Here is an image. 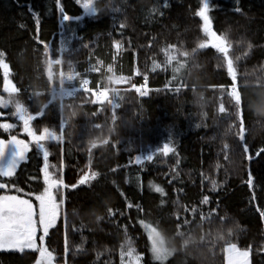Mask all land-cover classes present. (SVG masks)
I'll return each mask as SVG.
<instances>
[{
	"label": "trees",
	"instance_id": "obj_1",
	"mask_svg": "<svg viewBox=\"0 0 264 264\" xmlns=\"http://www.w3.org/2000/svg\"><path fill=\"white\" fill-rule=\"evenodd\" d=\"M104 2L105 0H101L98 7L103 8ZM169 2L171 7L165 11L163 19L145 23V11L157 5L158 0H114V4L122 9L117 17L118 21L127 25L124 31L125 49L118 61L117 71L119 73L122 70L123 74L130 75L138 63L141 71H148V84L152 89L162 88L167 76L171 73L160 70L150 71L151 62L147 57L157 54V58L162 60L163 57L158 55V49L165 42L175 43L179 39L190 49L197 38H202L199 32L201 21L193 16V12L198 7V0H169ZM61 3L69 15L81 14L75 0H61ZM212 3L214 11L211 15L215 29L227 32L233 42L239 41L234 55L244 52L249 42L253 45L249 57L241 60L239 64L241 73L250 74L248 82L252 85L257 76L264 77V71L261 69L264 65V0H240L242 13L234 11L236 0H212ZM33 13L39 14L40 38L46 41L55 40L58 43L61 25L54 0H0V48L7 51L14 81L18 86L28 89L27 93L20 96V99L26 102H28V94L44 92L47 89L46 78L40 65V52L34 51L36 45L32 39L35 33ZM20 25L25 27L20 28ZM70 27L73 30L72 33H68L70 46L78 49L72 58L78 62L79 71L82 72L88 67L90 53L93 54V62L97 57L105 62L111 60L113 51L111 41L119 40L121 37L112 31V20L107 13L99 22L86 18L82 22H73ZM79 37L83 39L80 40ZM152 37L156 39L151 49L140 47L147 45L148 39ZM128 39H131L132 48L138 54V61H134L132 51L127 46ZM89 42L93 45L91 48L80 47L81 44ZM218 63L220 61L214 54V50L203 51L196 58V64L199 66L189 67L183 73V80L189 88L179 95L153 91L148 97L141 99L135 92H127L122 101V107L117 110L119 119L116 122L115 131L111 134L108 130L110 109L93 118L86 114L94 112L96 110L94 106L88 104L86 107H80L84 98L82 93L64 100L63 116L69 122L66 136L67 133H71V143L64 145L65 149L71 148V154L65 157L67 183H74L78 178V170L88 162L86 148L90 139L103 138L110 134L113 141H122L118 144L119 151L113 149L111 144L94 150L93 168L103 175L91 188L82 186L70 194L66 206L69 222L77 227L83 224L85 229L83 236L87 242L83 245L84 252H78L74 257L69 255V264H94L98 251L103 253L99 264H104L105 260L119 264L118 250L124 234L115 226V222L108 219L106 210L108 207L123 210L124 202L111 184L113 180L119 184L129 200L138 201L144 206L146 213H151L150 219L159 220L161 229L169 235L173 228V222L169 219L173 210L172 201L177 198L173 188L184 189L183 194L179 196L181 204L195 203L201 194L199 175L201 171L218 181L227 180V186L219 193L220 214L228 217L227 222L223 225L218 220L212 221L211 224L206 222L203 225L204 231L215 234L221 227L226 231L228 228L238 226L241 230L236 235L239 237L241 247H245L249 241L254 248L264 243V236H262L264 222L260 221L258 213L253 210V206L249 205L251 192L243 182L247 176L240 166L239 150L229 153L232 163L227 164L221 152L222 143L225 141L235 148L236 138L231 134L223 135L229 121L215 114L217 97L220 94L208 88L210 84L228 82L225 72L217 69ZM89 78L95 82L100 79V76L90 74ZM133 79L136 83L141 82L140 77ZM192 85H195L194 91ZM243 92L247 138L253 148H257L264 145V115L258 111L264 108V88L250 86ZM49 99L47 95L33 96L30 107L36 110ZM225 103H227L226 100ZM73 112L76 113L75 116L72 115ZM202 112L207 113L206 119L201 115ZM58 119L59 101L48 109V119L37 121L36 126L56 124ZM96 123L102 124L103 128L92 127ZM197 124L201 126L196 127ZM169 127H173L176 133L177 151L181 158L178 169L180 179L171 185L168 183L170 177L166 178L163 173L169 171L170 166L175 163V157L157 158L154 162H145L143 165L128 164L130 157L139 154L142 145L155 147L161 144ZM126 148H130L131 151H125ZM50 152L52 153L50 162L58 163L59 148L52 146ZM217 153L221 154L218 156ZM217 161L227 168V173L223 170L217 173L215 170ZM42 164V156L31 154V159L23 166L25 170L20 173L19 184L25 192L41 190L42 179L26 182V178L37 175ZM117 165L122 166L120 170L115 173L109 171ZM125 165L127 167H123ZM251 171L256 184L257 201L255 203L264 206V161H254ZM137 174L143 178V192L137 187L135 179ZM125 177L129 179L127 184L124 182ZM149 180L161 184L168 194V205L163 209L158 207L160 195L147 187ZM203 190L205 194L211 195L213 200L216 199V195L209 192L207 182ZM74 209L75 214H73ZM132 215H135L134 210ZM98 216L101 217L100 220H97ZM119 223L123 224L126 221L121 219ZM139 231V228L136 231L130 228L129 234L135 238ZM192 235L194 242L187 249V260L186 254L180 253L172 260V264H222L219 248L216 249L217 254L213 258L208 247L198 243L199 218L192 227ZM69 242L71 245L80 244L81 234L70 232ZM47 243L57 250L58 255L62 254V234L53 232ZM173 243L177 247L180 245L179 240ZM137 247L143 249V238L137 241ZM105 248L110 249L111 253L105 252ZM252 260L253 264H264V255H253ZM0 264H32V258L29 255L0 252ZM57 264H61V261Z\"/></svg>",
	"mask_w": 264,
	"mask_h": 264
},
{
	"label": "snow or ice",
	"instance_id": "obj_2",
	"mask_svg": "<svg viewBox=\"0 0 264 264\" xmlns=\"http://www.w3.org/2000/svg\"><path fill=\"white\" fill-rule=\"evenodd\" d=\"M56 10L59 13V23L61 31L59 42L55 40L46 41L40 38V18L38 13H33L35 20V33L32 36L36 45L34 51L40 52V65L43 68V75L46 78L47 89L44 92L30 93L27 101L21 100L20 96L28 92L27 87L18 86L14 81L11 64L7 59V51L0 48V252L8 254L29 255L32 264H69V255L75 256L78 252H84L83 245L87 242L83 236L84 226L77 227L70 224L67 203L70 194L79 190L82 186L91 188L94 182H99L103 175L99 170L93 168L94 150L100 146L111 144L113 149L119 151L118 144L122 141H113L111 133L115 131L116 122L119 119L117 110L122 107V101L127 92H135L141 99L148 97L151 92H165L179 95L187 90L189 85L183 80V73L189 67H198L196 58L205 50H214L220 63L217 64L218 70L225 72L227 83L210 84L208 88L213 92H219L215 114L229 121L223 135H233L236 138V147L229 145L226 141L222 143L221 152L225 163H232L229 153L239 150L240 166L246 172L247 179L243 181L250 189L249 205L258 213V218L264 222V206H260L255 194V178L251 171L254 161H264V145L253 148L247 138V128L245 124V100L243 90L248 87L264 88V77L257 76L252 85H249L247 72L239 71L241 60L247 59L251 53L253 45L249 42L244 52L234 55L235 47L239 41L233 42L227 32L218 31L214 27L211 12L214 11L212 0H198V7L193 12L194 17H198L199 32L202 38H197L194 46L190 49L179 39L175 43L165 42L159 49L158 55L163 59L157 58V54L147 57L150 60V71L157 70L171 73L167 76L162 88L152 89L149 87L148 71H141L138 63L132 69L130 75L123 74L122 70L118 73V61L121 59L125 49L124 31L127 25L118 21L117 17L122 9L114 4V0H105L103 8L98 7L101 0H75V4L81 10L80 15L71 16L65 9L61 0H54ZM171 7L169 0H158L157 5L145 11V23H153L163 19L165 11ZM31 11V9H30ZM142 11H144L142 9ZM236 13H242L240 0H236L234 8ZM112 20V31L117 33L121 39L111 41V60L105 62L103 59L95 58L90 53L88 67L82 72L78 70V62L73 60V54L78 49L70 46L68 33H72L70 25L73 22H82L86 18H91L99 22L104 14ZM24 28V25H20ZM74 34V33H73ZM111 35V33H109ZM80 40L83 37H79ZM155 37L149 38L147 45L141 48L151 49ZM91 42L83 43L80 47L91 48ZM127 46L132 51L134 61H138V54L132 48L131 39L127 40ZM264 71V65L261 66ZM90 74H99L100 79L93 82ZM134 77H140L141 82H134ZM193 91L195 85L191 86ZM78 93L83 94L80 107L91 104L95 111L86 114L95 118L109 109L110 127L109 135L103 138H92L88 141L86 151L88 162L83 168L78 170V178L74 183H67L65 180L66 155L71 154V148L65 149V143H71V133H67L68 120L63 116L64 100L74 98ZM6 94V95H5ZM47 95L50 99L47 103L40 105L36 110L30 107L33 96ZM201 99L203 96L201 95ZM225 100L227 103H225ZM59 101L58 123L36 126L37 121L48 119V109ZM71 108V105H69ZM11 109L10 111H8ZM264 115V108L258 109ZM76 115L75 112L72 113ZM201 115L206 119L207 113ZM15 120L16 122H12ZM201 125L197 124L196 127ZM92 127L102 129L100 123L93 124ZM206 127V125H205ZM176 133L173 127H169L167 135L161 144L153 147L152 145H142L139 154L129 158L128 164L143 165L145 162H154L157 158L175 157V163L170 166L167 173L163 175L170 179L171 185L180 179L179 166L180 156L177 151L175 139ZM131 143V142H129ZM59 148L60 158L58 163H51L50 147ZM125 151H131L126 148ZM31 154L42 156L43 164L39 167L37 175L28 176L27 181H40L42 179L41 190L27 191L20 187L19 176L31 159ZM221 153H217L219 156ZM122 166L117 165L109 169L110 172H117ZM127 167V165L123 166ZM217 173L223 170L227 173V168L217 161L215 165ZM201 194L195 203L181 204L179 196L183 194V188H173L177 198L172 201L173 210L169 219L173 222L171 235L161 229L160 221L150 219L151 213L145 212L144 206L138 201L129 200L126 193L120 188L119 184L113 180L111 184L119 193L124 202V208H107V216L110 221L115 222V226L124 234V239L120 242L118 256L119 264H172V260L180 253H185L187 260V249L194 242L192 227L199 218V244L206 245L210 255L215 258L216 249L222 255V264H253V255H264V243L253 247L251 241L245 247H241L239 237L236 235L241 229L239 227L228 228L226 231L221 227L215 234L211 231L205 232L204 223L211 224L218 220L221 225L227 222L228 217L220 214L219 193L227 186V180L218 181L212 176L200 172ZM137 187L141 192L144 189L143 178L137 174ZM124 182L129 183L125 177ZM182 182V181H181ZM208 183L209 192L216 195L212 196L204 193V184ZM147 187L150 191L159 194L161 199L158 207L163 209L168 205L167 192L165 188L149 180ZM35 201V203H34ZM215 205L214 207L212 205ZM135 215H132V212ZM75 214V209L73 210ZM101 217H97L100 220ZM123 219L126 223H119ZM139 232L133 238L129 234V229ZM53 232L62 234L63 248L62 254L58 255L57 250L47 243L51 239ZM81 234V243L71 245L69 233ZM264 236V234H262ZM144 239V247L141 250L137 247V241ZM179 240L177 247L173 241ZM105 252L111 253L110 249L105 248ZM102 252H96L94 264H99ZM104 264H114L113 261L105 260Z\"/></svg>",
	"mask_w": 264,
	"mask_h": 264
},
{
	"label": "built area",
	"instance_id": "obj_3",
	"mask_svg": "<svg viewBox=\"0 0 264 264\" xmlns=\"http://www.w3.org/2000/svg\"><path fill=\"white\" fill-rule=\"evenodd\" d=\"M77 96V95H76ZM67 99V98H66Z\"/></svg>",
	"mask_w": 264,
	"mask_h": 264
}]
</instances>
